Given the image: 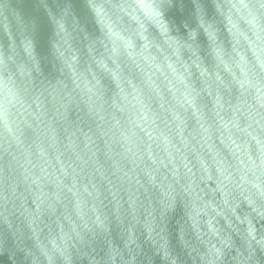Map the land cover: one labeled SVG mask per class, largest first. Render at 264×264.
I'll return each mask as SVG.
<instances>
[{
  "label": "water",
  "instance_id": "obj_1",
  "mask_svg": "<svg viewBox=\"0 0 264 264\" xmlns=\"http://www.w3.org/2000/svg\"><path fill=\"white\" fill-rule=\"evenodd\" d=\"M0 264H264V0H0Z\"/></svg>",
  "mask_w": 264,
  "mask_h": 264
}]
</instances>
